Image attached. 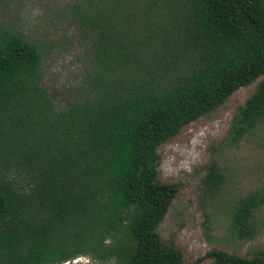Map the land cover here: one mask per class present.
<instances>
[{
	"label": "trees",
	"instance_id": "obj_1",
	"mask_svg": "<svg viewBox=\"0 0 264 264\" xmlns=\"http://www.w3.org/2000/svg\"><path fill=\"white\" fill-rule=\"evenodd\" d=\"M168 2L182 21L162 43L151 28L162 0H74L75 18L96 30L94 63L84 96L59 110L40 83V48L0 30V264L65 261L108 239L116 264L182 263L155 232L177 191L157 180V146L257 78L226 141L264 119V0ZM217 178L208 167L204 182ZM260 202L235 209L239 237ZM205 256L264 264V253Z\"/></svg>",
	"mask_w": 264,
	"mask_h": 264
},
{
	"label": "rangeland",
	"instance_id": "obj_2",
	"mask_svg": "<svg viewBox=\"0 0 264 264\" xmlns=\"http://www.w3.org/2000/svg\"><path fill=\"white\" fill-rule=\"evenodd\" d=\"M73 1L0 0V30L11 29L40 48V83L57 110L84 96L86 74L94 63L96 30L78 22ZM170 4L162 0V17L151 24L162 43L182 21L180 10L173 12ZM258 80L237 88L213 111L157 146V180L175 184L177 191L155 232L181 253V264H212L205 256L212 250L247 258L264 253V119L238 142L225 139L232 114ZM208 167L218 173L211 186L204 182ZM249 197L261 202L249 217V236L239 237L233 213ZM117 246L108 239L98 250L46 264H116V253L105 254ZM130 248L122 245L126 253Z\"/></svg>",
	"mask_w": 264,
	"mask_h": 264
}]
</instances>
